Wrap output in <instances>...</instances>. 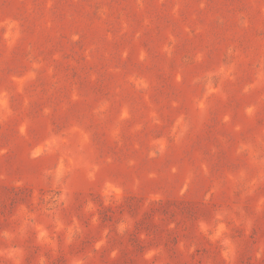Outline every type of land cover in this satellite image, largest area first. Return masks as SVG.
<instances>
[{
	"label": "rangeland",
	"instance_id": "rangeland-1",
	"mask_svg": "<svg viewBox=\"0 0 264 264\" xmlns=\"http://www.w3.org/2000/svg\"><path fill=\"white\" fill-rule=\"evenodd\" d=\"M0 264H264V0H0Z\"/></svg>",
	"mask_w": 264,
	"mask_h": 264
}]
</instances>
